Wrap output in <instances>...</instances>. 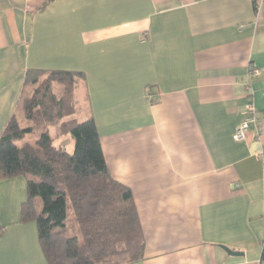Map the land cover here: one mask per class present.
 <instances>
[{"label": "crops", "instance_id": "0c3cea01", "mask_svg": "<svg viewBox=\"0 0 264 264\" xmlns=\"http://www.w3.org/2000/svg\"><path fill=\"white\" fill-rule=\"evenodd\" d=\"M48 1L0 0V137L27 70L83 72L106 164L143 228L133 264H259L264 0ZM248 87L262 130L237 142ZM27 187L0 182V264H48L37 224L21 222Z\"/></svg>", "mask_w": 264, "mask_h": 264}, {"label": "trees", "instance_id": "16d2710c", "mask_svg": "<svg viewBox=\"0 0 264 264\" xmlns=\"http://www.w3.org/2000/svg\"><path fill=\"white\" fill-rule=\"evenodd\" d=\"M84 81L70 70L24 73L25 123L15 113L0 137V182L26 178L21 222L37 224L48 264H133L145 255L143 228L133 191L106 164Z\"/></svg>", "mask_w": 264, "mask_h": 264}, {"label": "built area", "instance_id": "2783aa9c", "mask_svg": "<svg viewBox=\"0 0 264 264\" xmlns=\"http://www.w3.org/2000/svg\"><path fill=\"white\" fill-rule=\"evenodd\" d=\"M260 72L259 69L255 67H249V79L253 78L254 75H257ZM250 83V82H249ZM249 85V84H248ZM251 88L248 87L247 92L249 93L248 97V106H247V112L244 118V121L241 123V125L236 130L233 140L237 142H244L247 136V133L255 129L258 131V133L262 130L261 122L262 120L257 116V109L255 104L253 103V95L250 93ZM259 264H264V238L262 240V258Z\"/></svg>", "mask_w": 264, "mask_h": 264}, {"label": "rangeland", "instance_id": "374dc122", "mask_svg": "<svg viewBox=\"0 0 264 264\" xmlns=\"http://www.w3.org/2000/svg\"><path fill=\"white\" fill-rule=\"evenodd\" d=\"M18 114L20 116V123L24 124L25 123L24 114H22L21 110L18 112ZM57 145L58 146H61V145L66 146L69 151H72L74 149V142H73V139L71 137L60 138V140L57 142Z\"/></svg>", "mask_w": 264, "mask_h": 264}, {"label": "water", "instance_id": "95a60500", "mask_svg": "<svg viewBox=\"0 0 264 264\" xmlns=\"http://www.w3.org/2000/svg\"><path fill=\"white\" fill-rule=\"evenodd\" d=\"M231 254H234V253H232L231 251H229Z\"/></svg>", "mask_w": 264, "mask_h": 264}]
</instances>
